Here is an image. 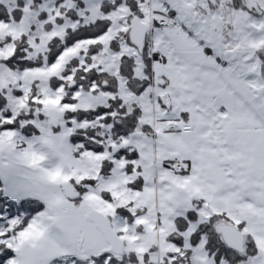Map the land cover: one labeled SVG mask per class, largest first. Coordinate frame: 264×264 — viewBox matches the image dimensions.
<instances>
[{"label": "snow or ice", "instance_id": "snow-or-ice-1", "mask_svg": "<svg viewBox=\"0 0 264 264\" xmlns=\"http://www.w3.org/2000/svg\"><path fill=\"white\" fill-rule=\"evenodd\" d=\"M0 264H264V0H0Z\"/></svg>", "mask_w": 264, "mask_h": 264}]
</instances>
